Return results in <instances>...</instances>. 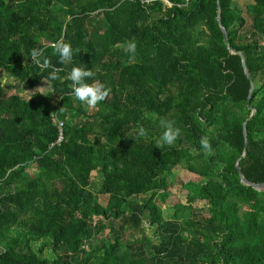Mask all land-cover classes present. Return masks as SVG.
<instances>
[{
  "label": "trees",
  "instance_id": "1",
  "mask_svg": "<svg viewBox=\"0 0 264 264\" xmlns=\"http://www.w3.org/2000/svg\"><path fill=\"white\" fill-rule=\"evenodd\" d=\"M166 1L170 7L161 0L0 7V71L35 90L6 98L0 83V264H264V192L246 185L237 166L247 123L240 165L248 181L264 183V0L245 10L239 0ZM218 6L229 46L242 51L255 84L250 104L251 84L224 43ZM61 37L73 48L68 64L51 47ZM130 40L134 54L124 50ZM33 48L62 82L31 62ZM76 66L95 72L87 82L111 89L95 109L71 94ZM44 83L49 88L37 90ZM55 118L63 123L59 144ZM161 118L181 129L171 147H156ZM178 167L204 182H183L186 203L165 216Z\"/></svg>",
  "mask_w": 264,
  "mask_h": 264
},
{
  "label": "clouds",
  "instance_id": "2",
  "mask_svg": "<svg viewBox=\"0 0 264 264\" xmlns=\"http://www.w3.org/2000/svg\"><path fill=\"white\" fill-rule=\"evenodd\" d=\"M51 47L54 49V54L59 55L60 64H68L73 58V48L71 43L66 42L63 37L55 41ZM126 52L135 53L136 43L134 40L127 42L124 49ZM78 51V50H77ZM43 49L33 48L30 53L31 62L39 66L42 70L52 68L48 76V81L61 80L62 78L58 75L59 69L53 68L51 61L47 57H43ZM95 76V72L92 69L86 67L76 66L72 67L68 74V79L71 81L70 88L71 94L75 100L85 104L89 109H95L97 105L104 101L111 92V89L100 81L92 80L91 83L87 82ZM61 108L59 111H62ZM160 127L163 129L162 134L156 140V147L161 148L165 145L171 147L177 141L181 135V129L176 125L175 121L167 118L160 119ZM138 135L143 137L147 135L146 129L140 127ZM201 147L211 153L212 146L208 136H202L199 141Z\"/></svg>",
  "mask_w": 264,
  "mask_h": 264
},
{
  "label": "rangeland",
  "instance_id": "3",
  "mask_svg": "<svg viewBox=\"0 0 264 264\" xmlns=\"http://www.w3.org/2000/svg\"><path fill=\"white\" fill-rule=\"evenodd\" d=\"M14 0H0V7L7 6L11 4ZM250 2V0H239L238 4L242 10H245L246 5ZM246 16V27L242 30V34L247 35L250 29V18ZM261 43H264V38L258 37ZM0 83L2 85V88L5 92V97H9L13 94L22 93L23 95L29 96L33 91L35 90H24L13 77H11L8 73H6L4 70L0 71ZM48 84L44 83L39 87L37 90H47ZM34 171H31L33 173ZM189 181H194L196 183H202L204 182V179L200 176H196L193 174H189L185 171H183L181 168H176L175 171L172 173L169 184H170V195L165 204H162V208L164 211V215H173L174 213V207L178 204H185L186 203V193L182 190V183H186ZM101 184V176L99 174H95L93 177V184L92 188L98 192L99 187ZM204 203L202 200H197L193 207L201 213L204 217L208 215L207 211L204 210ZM109 231L106 232V236H108ZM110 237V236H109Z\"/></svg>",
  "mask_w": 264,
  "mask_h": 264
},
{
  "label": "water",
  "instance_id": "4",
  "mask_svg": "<svg viewBox=\"0 0 264 264\" xmlns=\"http://www.w3.org/2000/svg\"><path fill=\"white\" fill-rule=\"evenodd\" d=\"M218 3H219V0H218ZM218 23H219L220 29H221V31L223 33L224 43L228 47L229 51L232 54H238L241 57V59H242L243 66L245 68V74H246V76L249 79L250 84H251L250 92H249V96H248V103L250 104V100H251V96H252V93H253L254 88H255V84L253 82V79H252V76H251L250 72L246 68L245 57H244L242 51H236V50H234L233 48H231L229 46L227 30L223 26L222 19H221V9H220V6H218ZM249 109H250V107H249ZM251 111H252L251 112L252 115H251L249 121L252 120L255 117V115H256V111L255 110H251ZM246 124H245L246 149H245V154L243 155V157L238 162V165H237L238 166V170H239L240 176L242 178V181L246 185L251 186V187H253L254 189H256V190H258L260 192H264V183L263 184H255V183H252V182L248 181V179L246 178V176L244 174V171H243V169H242V167L240 165L241 161L246 158V156L248 155V152H249L248 129H247V125Z\"/></svg>",
  "mask_w": 264,
  "mask_h": 264
},
{
  "label": "built area",
  "instance_id": "5",
  "mask_svg": "<svg viewBox=\"0 0 264 264\" xmlns=\"http://www.w3.org/2000/svg\"><path fill=\"white\" fill-rule=\"evenodd\" d=\"M161 1H163L167 6L170 7V4L168 3V1H166V0H161ZM54 120L57 122L58 127L60 129V136H59L58 140L56 141V144H59L63 140V123L58 122V120L56 118Z\"/></svg>",
  "mask_w": 264,
  "mask_h": 264
}]
</instances>
